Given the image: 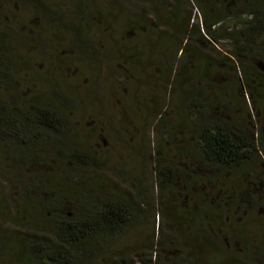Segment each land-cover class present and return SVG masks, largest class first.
<instances>
[{
	"label": "rangeland",
	"instance_id": "obj_1",
	"mask_svg": "<svg viewBox=\"0 0 264 264\" xmlns=\"http://www.w3.org/2000/svg\"><path fill=\"white\" fill-rule=\"evenodd\" d=\"M43 1L59 18H46L29 1L0 0V46L14 74V89L0 85V101L11 105L14 100L25 107L59 100L58 91L67 95L73 106L68 114L71 132L101 165L78 169L55 157L49 172L54 184L64 194L73 193L82 182L72 177L80 174L101 194L126 195L140 204V216L127 234L111 244L107 256L96 264L183 263L189 258L188 248L194 246L201 251L197 264H223L224 260L228 264L226 251L232 249L228 242H236L232 236L240 227L241 246L263 240L264 210L246 217L234 209L225 221L221 214L211 217L218 235L213 239L216 248L195 234V223L190 225V210L183 203L194 204L195 195L187 196L183 178L159 192L160 167L168 165L180 174L197 169L186 102L194 73L202 66L183 67L173 85V72L184 62L180 51L173 49L172 31L154 20L151 1ZM171 1L169 7L175 4ZM185 9L181 6L180 18ZM195 15L196 23L201 22L194 8ZM246 19H228L225 27L240 29ZM169 25L177 30L172 19ZM219 48V59L234 50L232 42L225 40ZM222 70L217 82L229 84L234 77L224 74L226 66ZM38 172L40 168L20 162L0 143V264H21L15 255L18 240L43 230L42 207L30 203ZM158 239L165 243L157 250ZM218 248L223 257L215 255ZM234 258L231 264H238L239 258Z\"/></svg>",
	"mask_w": 264,
	"mask_h": 264
},
{
	"label": "trees",
	"instance_id": "obj_2",
	"mask_svg": "<svg viewBox=\"0 0 264 264\" xmlns=\"http://www.w3.org/2000/svg\"><path fill=\"white\" fill-rule=\"evenodd\" d=\"M25 1L34 3L48 19L59 18L45 1ZM149 1L154 20L172 31L173 49L180 51L184 62L173 72V85L179 82L183 67L202 66L194 73L186 102L197 169L180 174L168 165L160 167L159 192L183 178L187 196L195 195L194 204L183 203L190 210V225L195 223V234L217 248L213 239L218 235L212 224L215 214L225 221L234 209L246 217L264 210V0H175L173 7H169L174 3L171 0ZM181 6L186 8L182 19ZM194 8L201 22L196 23ZM240 16L247 17L243 27H225L228 19ZM171 19L177 30L170 27ZM222 40L232 42L234 50L219 59L216 55L222 56ZM2 49L0 46V85L13 88V68ZM225 66L224 74L234 79L223 85L216 76L222 75ZM57 98L25 107L14 100L11 105L0 101V143L20 162L40 168L33 178L30 203L39 204L45 218L40 235L18 240L15 255L21 264H96L107 256L111 244L127 234L140 216L141 206L126 195L101 194L80 174L72 177V181L82 182L73 193L64 194L57 188L49 173L55 157L78 169L101 165L94 152L80 146L71 132L72 99L61 91ZM201 181L204 187H197ZM158 230L160 235L161 224ZM242 230L231 233L236 242H228L233 249L226 251L228 264L237 260L234 257L239 258L238 264H264V238L241 246L237 236ZM164 243L158 239L157 250ZM199 252L196 246L188 248V260L175 264H197ZM218 252L215 255L223 257V250L218 248ZM223 264H227L225 260Z\"/></svg>",
	"mask_w": 264,
	"mask_h": 264
}]
</instances>
